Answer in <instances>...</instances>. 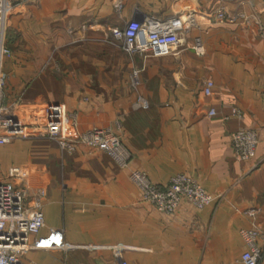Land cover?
I'll return each mask as SVG.
<instances>
[{
  "label": "crops",
  "instance_id": "0c3cea01",
  "mask_svg": "<svg viewBox=\"0 0 264 264\" xmlns=\"http://www.w3.org/2000/svg\"><path fill=\"white\" fill-rule=\"evenodd\" d=\"M224 7L237 22L209 13ZM186 12L182 42L146 55L126 52L111 29L131 19ZM264 0H35L17 3L6 21L2 106L28 125L48 103H63L67 135L111 129L131 157L49 138L0 146V175L42 199L45 227L63 229L60 249L29 248V264H243L242 229H264ZM199 39L204 53L193 48ZM141 69L134 86L131 75ZM214 88L207 96L205 82ZM143 99L144 104L137 105ZM211 108L216 114L209 115ZM253 129V157L240 159L232 134ZM32 129V127H29ZM21 170L9 177L10 167ZM167 184L180 173L215 198L202 209L183 201L173 213L141 197L131 174ZM258 209L255 218L246 214ZM32 240L34 237L31 238ZM259 264H264V257Z\"/></svg>",
  "mask_w": 264,
  "mask_h": 264
},
{
  "label": "built area",
  "instance_id": "2783aa9c",
  "mask_svg": "<svg viewBox=\"0 0 264 264\" xmlns=\"http://www.w3.org/2000/svg\"><path fill=\"white\" fill-rule=\"evenodd\" d=\"M34 1L0 0V146L20 138H49L61 149L69 152L75 151L78 144L100 149L111 156L119 166L126 167L131 154L111 129L94 126L77 138L68 137L69 116L63 103H48L44 108L42 122L30 125L2 106L3 90L8 78L2 69V61L12 54L4 42L6 21L17 3ZM209 14L220 21L228 22H237L243 17L241 13L236 15L228 13L224 7H219ZM187 23L195 24L194 13H181L167 19L154 16L142 20L131 19L123 27H114L111 31L114 39L121 42L126 52L146 55L157 47L172 49L179 46L182 42L181 32ZM193 48L199 54L204 53V47L199 39ZM140 72L139 68L132 72L131 81L134 86L139 84ZM213 88L214 82L207 80L203 88L204 94L210 96ZM261 95L264 99V82ZM136 104H144L143 99H139ZM215 114L216 110L211 108L209 115ZM257 143L258 134L253 129L242 128L232 134V147L240 159L247 160L253 157ZM8 176L19 178L20 168L10 167ZM131 179L138 186L142 199L165 213H173L183 201L202 209L215 198L197 179L186 173L177 174L167 184L152 181L147 174L139 171L133 172ZM44 196V189H38L32 194L29 187L17 186L13 181L0 175V264H29L27 257L29 248L53 250L65 245L63 229H51L46 234L41 233L45 227L42 204ZM246 214L255 218L258 209H248ZM241 235L245 243L241 262L259 264L264 257V229L253 225L248 229H242ZM120 264L128 263L121 261Z\"/></svg>",
  "mask_w": 264,
  "mask_h": 264
}]
</instances>
